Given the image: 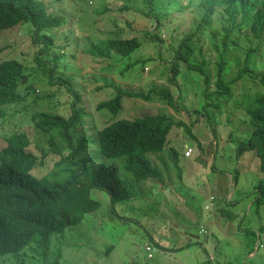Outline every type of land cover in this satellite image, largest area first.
Returning <instances> with one entry per match:
<instances>
[{"label":"rangeland","instance_id":"1","mask_svg":"<svg viewBox=\"0 0 264 264\" xmlns=\"http://www.w3.org/2000/svg\"><path fill=\"white\" fill-rule=\"evenodd\" d=\"M44 1L49 12L65 18L61 27L50 31L57 47L48 56H39L53 61L57 55L58 65L51 74L49 66L38 64L40 47L33 42L30 24L2 33L0 64L9 59L22 61L29 79L20 86L23 102L0 106V151L9 137L25 133L31 140L29 150L38 158L33 174L42 178L54 170L61 160L59 154L67 155L69 149L60 139L52 147L50 134L35 126V118L44 112L71 117L73 97L65 86L56 84L68 77L82 97L80 106L87 110L84 123L73 128L72 135L76 145L88 140L87 150L77 159L94 158L90 171L105 159L98 148V133L115 120L165 114L184 122L195 138L185 127H174L164 152L149 155L163 178L136 182L138 189H144L140 197L113 207L107 192L92 189L100 209L87 214L82 224L63 237L54 236L46 255L32 246L4 257L0 264H264V206L255 204L254 192L262 178L260 160L254 151L237 156L238 144L249 139L254 128L249 115L235 103L243 95L264 94V87L246 76L233 86V99L221 101L225 107L218 110L204 109L211 102L204 94L205 77L185 64L177 86L169 81L180 42L201 21V0H156L153 6L146 0ZM236 23H242L241 15ZM228 24L225 5H217L213 26L196 37L195 58L208 62L211 93L217 90V62L223 52V27ZM133 37L141 47L128 57L112 52L100 58L86 51L104 40ZM232 37L225 78L237 75V63L243 68L245 52L252 49L256 52L250 57L251 66L263 72L264 35L255 39L249 25L243 24ZM151 88L169 89L180 111L156 95L150 101L123 98L117 115L98 110L100 103L114 99L120 90L147 93ZM212 100L211 104L216 103L217 97ZM188 149L193 151L190 159L185 156ZM171 150L179 153L177 168ZM197 157L200 160L193 165ZM108 161L118 163L120 175L129 177L125 158ZM90 171L82 177L83 183L90 181ZM211 203L212 209L207 210ZM195 219L207 227L199 235L203 241L191 237Z\"/></svg>","mask_w":264,"mask_h":264},{"label":"trees","instance_id":"2","mask_svg":"<svg viewBox=\"0 0 264 264\" xmlns=\"http://www.w3.org/2000/svg\"><path fill=\"white\" fill-rule=\"evenodd\" d=\"M146 1L153 6L156 0ZM220 4L225 5L229 24L223 27V52L217 62L218 70L214 82L217 90L211 93L213 83L206 71L208 62L204 57L201 63L195 58L198 47L196 37L213 26L216 6ZM199 5L203 9L201 21L196 31L187 34L180 42L169 69V81L177 86L181 65L185 64L189 70L205 77L204 94L211 102L204 109L214 107L221 110L225 107L221 101L229 102L233 99V86L246 76L264 87V71L257 73L251 66L250 57L256 52L253 49L245 52L243 68H240V61L237 63V75L231 80L225 78L229 63L227 56L231 43L235 41L233 34L241 30L243 24H248L255 39L261 40L264 35V0H201ZM239 15L242 16V23L237 24ZM64 23L63 16L49 12L44 0H0V40L5 30L30 24L33 29V42L40 47L38 64L49 66L51 74L57 68L58 56L53 61L50 58L41 60L39 56H48L57 47L55 37L50 31ZM247 38L250 36L247 35ZM140 47L141 42L133 37L104 40L91 45L86 51L100 58L109 57L112 52L128 57ZM60 48L63 50L65 46ZM27 72L25 64L17 59L5 60L0 64V106L25 100V96L20 93V86L27 83ZM56 84L65 86L73 97L72 115L67 119L60 114L44 112L36 116L35 126L50 134L52 147L60 139L69 149V153L59 154L61 160L57 162L54 170L42 178H37L33 170L37 166L38 158L29 150L31 140L27 134L12 135L0 151V263L4 257L18 255L32 246L40 250L42 256L46 255L54 236L63 237L69 229L82 224L87 214L100 209L101 203L92 197V189L107 192L113 207L140 197L144 189H138L136 182L163 178L162 170L155 166L149 155L164 152L174 127H185L195 138L191 128L184 122H176L173 116L165 114L115 120L98 133V148L105 159L99 161L90 171L89 164L94 158L77 159L87 150L88 140H82L76 145L72 135L73 128L82 125L87 114L86 108L80 106L82 97L74 90L71 78H61ZM153 95L161 97L171 108L180 111L174 94L169 89L158 88H151L147 93L120 90L114 99L100 103L98 110L117 115L122 110L123 98L150 101ZM212 96L217 97L214 104H211ZM241 98L235 100V103L249 115L254 131L249 139L238 144L237 156L254 151L260 160L262 178L254 192L257 195L255 204L261 208L264 206V94L243 95ZM171 155L176 159L177 168L179 153L171 150ZM120 158H125L124 169L130 174L129 177L120 175L118 163L108 161ZM88 171L90 181L83 183L82 177ZM179 175L182 176L180 169ZM188 246L190 244L186 247Z\"/></svg>","mask_w":264,"mask_h":264},{"label":"crops","instance_id":"3","mask_svg":"<svg viewBox=\"0 0 264 264\" xmlns=\"http://www.w3.org/2000/svg\"><path fill=\"white\" fill-rule=\"evenodd\" d=\"M191 157H192V156H191ZM191 157H190V158H191ZM190 158H187V159H190ZM199 160H200V159L197 157V158L193 159V161H191V163L194 165V164H196ZM149 181H150V180H149ZM233 182H234V181H232V183H233ZM212 207H213V204L211 203L210 205H207V206H206V209H207V210H210V209H212ZM194 221H195V222H194ZM194 221H193V222L195 223V226H196V224H197L196 222H199V230H198V231H199V235H202V234H201V233H202V230H201V229H203V232H204V231H206L207 227H205V226L202 227L201 222H200V221H197L196 219H195ZM193 225H194V224H193ZM193 225H191L190 228H191ZM260 228H263V227H260ZM192 229H193V228H192ZM192 229H191V230H192ZM191 230H190V233H191ZM191 237H192L194 240H197V239L194 238L193 236H191ZM206 238L209 240V236H207ZM198 242H199V240H198ZM164 248H165V247H164ZM165 249H166V248H165ZM249 255H251V256H255V254L252 253V252H251ZM224 262L226 263V262H227V259H226Z\"/></svg>","mask_w":264,"mask_h":264},{"label":"water","instance_id":"4","mask_svg":"<svg viewBox=\"0 0 264 264\" xmlns=\"http://www.w3.org/2000/svg\"><path fill=\"white\" fill-rule=\"evenodd\" d=\"M199 222H197L196 226L191 230V236L196 238L197 240L203 241L204 238L199 236Z\"/></svg>","mask_w":264,"mask_h":264},{"label":"built area","instance_id":"5","mask_svg":"<svg viewBox=\"0 0 264 264\" xmlns=\"http://www.w3.org/2000/svg\"><path fill=\"white\" fill-rule=\"evenodd\" d=\"M192 149H188L186 152H185V156L187 157V158H190L191 156H192Z\"/></svg>","mask_w":264,"mask_h":264}]
</instances>
